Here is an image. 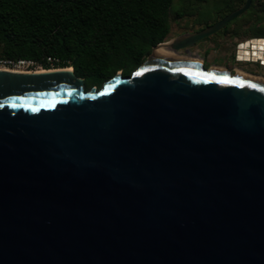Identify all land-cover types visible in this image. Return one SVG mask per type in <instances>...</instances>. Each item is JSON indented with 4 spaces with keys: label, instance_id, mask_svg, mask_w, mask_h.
Returning a JSON list of instances; mask_svg holds the SVG:
<instances>
[{
    "label": "water",
    "instance_id": "95a60500",
    "mask_svg": "<svg viewBox=\"0 0 264 264\" xmlns=\"http://www.w3.org/2000/svg\"><path fill=\"white\" fill-rule=\"evenodd\" d=\"M251 4L101 88L0 68V264H264V76L180 53Z\"/></svg>",
    "mask_w": 264,
    "mask_h": 264
},
{
    "label": "trees",
    "instance_id": "16d2710c",
    "mask_svg": "<svg viewBox=\"0 0 264 264\" xmlns=\"http://www.w3.org/2000/svg\"><path fill=\"white\" fill-rule=\"evenodd\" d=\"M173 0H0V57L60 59L101 85L130 75L170 30ZM254 5L252 0L251 7ZM230 6L226 13L238 8ZM48 68V67H46Z\"/></svg>",
    "mask_w": 264,
    "mask_h": 264
},
{
    "label": "rangeland",
    "instance_id": "374dc122",
    "mask_svg": "<svg viewBox=\"0 0 264 264\" xmlns=\"http://www.w3.org/2000/svg\"><path fill=\"white\" fill-rule=\"evenodd\" d=\"M244 1L173 0L172 8L169 12L170 30L165 40L161 42L170 41L183 32L193 31L208 22H213L217 18L224 16L223 14L227 12L230 6H241ZM261 10H264V0H254L252 9L244 11L232 20L225 29L200 42L189 53L205 60L207 67L233 63L236 66L241 65L246 69L264 72V68H260L256 63H238L234 60L235 44L238 39L251 36H264V20L259 19L260 17L264 18L261 15ZM180 53L186 54L183 50ZM119 71L123 73L122 70H118L117 72ZM103 83L101 85H93L92 87L101 88Z\"/></svg>",
    "mask_w": 264,
    "mask_h": 264
},
{
    "label": "built area",
    "instance_id": "2783aa9c",
    "mask_svg": "<svg viewBox=\"0 0 264 264\" xmlns=\"http://www.w3.org/2000/svg\"><path fill=\"white\" fill-rule=\"evenodd\" d=\"M256 52H261V56L256 55ZM235 55L237 62L256 63L264 67V36H251L240 40ZM59 63L60 59L51 55L43 60L0 57V68L14 71H38L57 68Z\"/></svg>",
    "mask_w": 264,
    "mask_h": 264
},
{
    "label": "flooded vegetation",
    "instance_id": "af4514ba",
    "mask_svg": "<svg viewBox=\"0 0 264 264\" xmlns=\"http://www.w3.org/2000/svg\"><path fill=\"white\" fill-rule=\"evenodd\" d=\"M222 17H223V16H222ZM222 17L217 18V19L214 20L213 22H208L207 24H205V25H203V26H201V27H199V28H197V29H194L193 31L200 30V29H202V28H204V27H206V26H208V25L214 23L215 21L219 20V19L222 18ZM229 23H230V22H229ZM229 23H228V24H229ZM228 24H227L225 27H227ZM225 27L222 28V29H220L219 31H217V32L214 33V34H212V35H210V36H207V37L201 39V40H200L199 42H197L194 46L198 45L200 42H203L204 40H207V39L210 38L211 36L216 35V34L219 33L221 30L225 29ZM189 32H192V31H189ZM240 40H242V39H238L237 43L235 44V51H236V47L238 46ZM194 46H192V47L190 48L189 51H187V50H185V49H183V51H185V53H189V52L191 51V49H192ZM181 51H182V50H181ZM234 60L237 61V60H236V55H235V54H234ZM203 62H204V64H205V60H203ZM238 63H239V62H238ZM218 66H221V67L227 68V69H229V70H232V72H236V71L240 70L241 72H246V73H250V74H254V75H259V76H264V72H263V71H257V70H255V69H254V70H253V69H246V68L242 67L241 65L236 66V65H234L233 63L223 64V65H218ZM78 76H79V75H78ZM81 77H82V76H81ZM83 78H84V77H83ZM84 85H85V88H86V80H85V78H84Z\"/></svg>",
    "mask_w": 264,
    "mask_h": 264
},
{
    "label": "bare ground",
    "instance_id": "6f19581e",
    "mask_svg": "<svg viewBox=\"0 0 264 264\" xmlns=\"http://www.w3.org/2000/svg\"><path fill=\"white\" fill-rule=\"evenodd\" d=\"M156 53L159 55H178L179 53L170 45L163 44L156 48ZM256 55L261 56V52H256ZM58 68V67H57ZM68 69H71V66L67 67ZM39 71V70H38ZM241 72V71H240ZM243 73V72H241Z\"/></svg>",
    "mask_w": 264,
    "mask_h": 264
},
{
    "label": "crops",
    "instance_id": "0c3cea01",
    "mask_svg": "<svg viewBox=\"0 0 264 264\" xmlns=\"http://www.w3.org/2000/svg\"><path fill=\"white\" fill-rule=\"evenodd\" d=\"M244 2H245V1H244ZM241 5H243V4H241ZM239 7H240V6H239ZM261 13H262L261 15L264 17V10H261ZM259 19H261V20L263 19V20H264V18H262V17H260ZM258 66H259V65H258ZM259 67H260V68H264V67H262V66H259Z\"/></svg>",
    "mask_w": 264,
    "mask_h": 264
}]
</instances>
